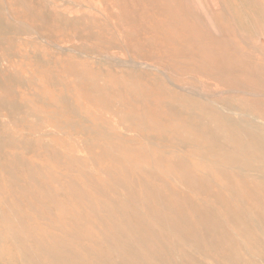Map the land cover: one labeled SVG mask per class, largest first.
I'll use <instances>...</instances> for the list:
<instances>
[{"label": "rangeland", "instance_id": "obj_1", "mask_svg": "<svg viewBox=\"0 0 264 264\" xmlns=\"http://www.w3.org/2000/svg\"><path fill=\"white\" fill-rule=\"evenodd\" d=\"M263 96L264 0H0V264H264Z\"/></svg>", "mask_w": 264, "mask_h": 264}, {"label": "bare ground", "instance_id": "obj_2", "mask_svg": "<svg viewBox=\"0 0 264 264\" xmlns=\"http://www.w3.org/2000/svg\"><path fill=\"white\" fill-rule=\"evenodd\" d=\"M188 4V3H187ZM78 6V5H77ZM211 7V6H210ZM206 9V8H205ZM7 12V11H6ZM199 13V12H198ZM213 15V14H212ZM10 18V17H9ZM209 20V19H208ZM32 29V28H31ZM18 30V29H17ZM34 31V30H33ZM211 31V30H209ZM36 32V31H35ZM217 34V33H216ZM220 34V33H219ZM254 37V36H253ZM41 38V37H40ZM54 45V44H53ZM55 46V45H54ZM57 47V46H56ZM85 48V47H84ZM113 48V47H112ZM65 49V48H64ZM62 50V49H61ZM64 52V51H63ZM75 52V51H74ZM78 53V52H77ZM130 55V54H129ZM85 56V55H84ZM81 57V56H80ZM87 57V56H86ZM83 58V57H82ZM130 58V56H129ZM141 59V58H140ZM103 60V59H102ZM110 60V59H109ZM139 67V66H138ZM160 67V66H159ZM153 69V68H152ZM201 87V86H200ZM198 92V91H197ZM205 92V91H204ZM206 94H209V93H206ZM264 97V96H263ZM249 115V114H248ZM253 117V116H252ZM254 118V117H253ZM255 119V118H254ZM257 122V121H256ZM252 123V122H251ZM249 127V126H248ZM126 135V134H125ZM2 149V148H0ZM249 161V160H248ZM229 166V165H228ZM246 172V171H245ZM161 229V228H160ZM261 242V241H260Z\"/></svg>", "mask_w": 264, "mask_h": 264}]
</instances>
